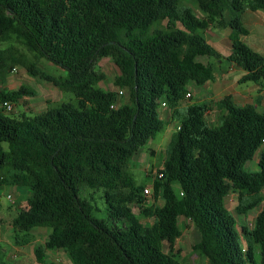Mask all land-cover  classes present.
<instances>
[{"label": "trees", "instance_id": "16d2710c", "mask_svg": "<svg viewBox=\"0 0 264 264\" xmlns=\"http://www.w3.org/2000/svg\"><path fill=\"white\" fill-rule=\"evenodd\" d=\"M182 1L0 0V39L19 35L29 51L65 69L56 76L26 65L78 100L16 117L3 102L36 92L0 91V186L31 193L12 221L17 242L20 233L44 226L46 247L65 249L73 264H181L163 244L173 251L185 217L201 235L193 248L209 264H264V208L253 227L239 228L224 204L233 187L244 217L264 201V112L255 103L218 100L217 122L210 123L209 105L178 109L188 84L206 86L214 78L211 59L220 51L204 35L211 23L235 31L226 60L244 70L240 81L263 82L264 53L236 33L246 10H264V0H196L206 19ZM106 57L120 68L115 85L129 92L123 103L119 90L101 86ZM8 60L0 50L1 75L12 68ZM162 103L174 109L180 128L170 137L149 205L129 165L166 128ZM259 150L258 169H249ZM135 205L153 223H142ZM42 249L35 248L38 260ZM0 264L9 263L0 257Z\"/></svg>", "mask_w": 264, "mask_h": 264}, {"label": "rangeland", "instance_id": "374dc122", "mask_svg": "<svg viewBox=\"0 0 264 264\" xmlns=\"http://www.w3.org/2000/svg\"><path fill=\"white\" fill-rule=\"evenodd\" d=\"M182 3L185 6L191 7L201 18L206 19V14L201 10L196 0H183ZM234 33L233 29L227 27L220 28L214 23H211L209 30L204 31L207 41L220 51V56L211 59L214 78L206 86L198 85L194 82L188 84L187 92H191L192 94L190 97H186L179 110L183 111V108L185 109L187 105L193 103L209 105L211 109L207 112L206 118L210 123L217 122L219 110L215 102L218 100L232 104L258 103L260 110L264 112V80L261 84L241 82L240 80L245 73L244 70L226 60V57L231 52L232 44L230 37ZM236 34L251 47L264 52V10H246L244 14V27ZM0 50H5L6 56L9 59L8 62L12 64V68H8V72L5 75L0 74V91L17 90L21 86H27L36 92V95H24L18 102H15L13 111L6 112L8 115L16 117H20L23 114L34 115L42 113L48 108L58 107L65 102L78 103L74 93L63 92L45 79L28 72L26 65L34 62L41 70L49 74L58 76L66 73L65 69L61 66L54 64L44 57L36 56L29 51L26 42L21 36L2 37L0 39ZM14 67L17 70H14ZM100 67L106 75L101 86L119 90V100L121 103L125 102L128 99V90L120 89L114 83L116 76L120 74V68L113 60L107 57L101 60ZM0 109H2L1 102ZM173 110L169 105H160V117L165 120L166 126L169 125L170 130L167 128L168 133L166 136L161 137L160 133L155 139L149 141L147 146L143 150L138 151L130 161L129 169L134 175L136 183L150 188V193H145L147 194L146 203L149 205L154 203L155 199L152 188L153 180L157 177L159 168H161L163 160L167 156V146L172 129L174 131V126L179 124L177 118L174 119L170 116L173 115L171 114ZM258 159H260V150L256 153L255 159L248 163V168L257 170ZM25 190L27 191L28 189L26 188ZM20 193L16 185L12 186L2 183L0 186V234H2L7 242L16 240L14 238L15 232L12 229V221L17 210L13 208V205L21 204L25 208L28 207V193ZM238 201L237 189L233 187L225 195V207L236 215L239 221V228L242 224L253 227L257 215L264 208V201L252 209L247 217L237 212ZM157 203L162 204V201L158 200ZM98 206L102 210L105 208L103 201L98 203ZM133 210L145 225L153 223L154 219L144 216L141 208L137 205L134 206ZM103 215L104 213H102ZM179 223L182 230L181 237L177 239L172 252L169 244L164 242V251L175 254L181 264H209L208 259L193 248V245L201 239V235L192 220L181 217ZM47 230H50V228L36 227L33 229L28 237L29 240L36 243L29 244L26 258L18 264H25L26 262L37 264L35 248L37 245L46 246ZM20 237V244H26V235H20ZM243 243L246 246L244 240ZM4 244L7 243L4 242ZM3 248H5V245H3ZM46 250H48V247H46ZM51 250L50 255H47L43 264H47L49 261L73 264L71 256L65 249ZM12 252L13 249L9 247L6 254L8 255ZM3 258L9 264H16L7 260V256H3Z\"/></svg>", "mask_w": 264, "mask_h": 264}, {"label": "crops", "instance_id": "0c3cea01", "mask_svg": "<svg viewBox=\"0 0 264 264\" xmlns=\"http://www.w3.org/2000/svg\"><path fill=\"white\" fill-rule=\"evenodd\" d=\"M255 49V48H254ZM257 50V49H256ZM258 51H261V50H258ZM261 52H263V51H261ZM264 53V52H263ZM247 103V102H246ZM251 103V102H250ZM243 104H245V103H243ZM248 104V103H247ZM255 104H258V103H255ZM259 106V105H258ZM179 108H181V105H179L178 106V109ZM260 109V108H259ZM183 111H184V108H183ZM174 113V110L172 111V113L171 114H173ZM171 116V115H170ZM175 119V118H174ZM178 125V124H177ZM177 125L176 126H174V131H173V129H172V132H171V136L173 135V133L177 130ZM169 126V125H168ZM168 126H166V128L162 131V132H160L159 134H160V136L161 137H164V136H166L167 135V133H168V131H167V128H169ZM168 130H170V128L168 129ZM170 132V131H169ZM159 134H158V136H159ZM170 136V137H171ZM157 137V136H156ZM155 137V138H156ZM169 140H170V138H169ZM12 186H14V185H12ZM17 189L18 190H20V192L21 193H28V195L30 196V191H29V189L26 191L25 189H26V187H23V186H17ZM20 193V194H21ZM28 196V197H29ZM13 208L15 209V210H17L16 211V215H17V213H18V210L19 209H25V207H23V205H21V204H19V205H13ZM27 208V207H26ZM15 215V216H16ZM14 216V217H15ZM42 227H44V226H42ZM38 228V227H37ZM33 229H35V228H33ZM33 229L31 230V231H29V232H27V233H20V235H26V238H25V242H26V244H20V242H17L16 240L15 241H11V242H7V241H5V239L3 238V236H2V234H0V251H2V252H0V257H2V259L4 260V261H6L4 258H3V256L4 257H6L7 256V260H9V261H11V262H14V263H16V264H18V263H20V262H22L25 258H26V255L28 254V246H29V244L30 243H36V242H34V241H32V240H29V237H28V235L30 234V233H32V231H33ZM49 232H50V230H47V238H48V235H49ZM16 234V233H15ZM14 238H15V236H14ZM4 242L5 243H7V244H4ZM46 244V243H45ZM3 245H5V248H3ZM37 246H40V245H37ZM7 247V248H6ZM9 247H11L12 249H13V252L12 253H9L8 255L6 254V252L8 251V248ZM50 251H52L51 249H49L48 248V250H46V246L44 247L43 246V249H42V255H41V257H42V259H40V260H38V258L36 257L35 259H36V262H37V264H43V262L46 260V257H47V255L49 254L50 255ZM6 262H8V261H6ZM9 263V262H8ZM25 264H33V263H29V262H26Z\"/></svg>", "mask_w": 264, "mask_h": 264}, {"label": "built area", "instance_id": "2783aa9c", "mask_svg": "<svg viewBox=\"0 0 264 264\" xmlns=\"http://www.w3.org/2000/svg\"><path fill=\"white\" fill-rule=\"evenodd\" d=\"M14 70H17V68L14 67ZM191 94H192L191 92H188V93L186 94V97H190ZM2 106L4 107V109H5L6 111H13V109H14V102L9 101V100H5V101L3 102V104H2ZM162 106H166V103H162ZM178 128H180L179 125H177V129H178ZM144 192L147 193V194L150 193V188H149V187H146L145 190H144ZM147 194H145V195H147ZM244 250H245V248H244Z\"/></svg>", "mask_w": 264, "mask_h": 264}]
</instances>
